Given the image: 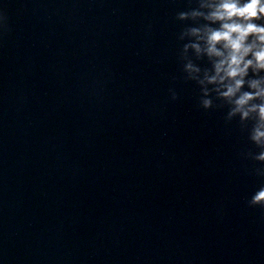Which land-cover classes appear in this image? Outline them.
Segmentation results:
<instances>
[{
  "label": "clouds",
  "instance_id": "obj_1",
  "mask_svg": "<svg viewBox=\"0 0 264 264\" xmlns=\"http://www.w3.org/2000/svg\"><path fill=\"white\" fill-rule=\"evenodd\" d=\"M176 18L194 22L178 39L187 40L181 51L183 71L200 87V106L213 108L214 94L228 106L226 121L238 116L242 128L252 122L248 139L260 150L245 155L261 163L254 171L264 178V0H197V7L178 12ZM190 52L196 60L206 58L211 67L201 68ZM248 205L264 209V185Z\"/></svg>",
  "mask_w": 264,
  "mask_h": 264
}]
</instances>
